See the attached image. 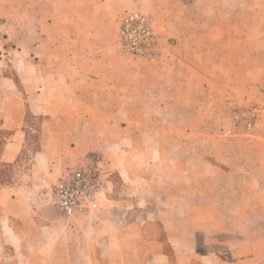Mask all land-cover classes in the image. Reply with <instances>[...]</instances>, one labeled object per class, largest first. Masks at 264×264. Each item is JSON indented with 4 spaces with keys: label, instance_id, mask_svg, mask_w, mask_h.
<instances>
[{
    "label": "crops",
    "instance_id": "crops-1",
    "mask_svg": "<svg viewBox=\"0 0 264 264\" xmlns=\"http://www.w3.org/2000/svg\"><path fill=\"white\" fill-rule=\"evenodd\" d=\"M129 1L0 0V264H264V0H139L153 61L119 49ZM66 166L100 180L71 225L36 211Z\"/></svg>",
    "mask_w": 264,
    "mask_h": 264
},
{
    "label": "built area",
    "instance_id": "built-area-1",
    "mask_svg": "<svg viewBox=\"0 0 264 264\" xmlns=\"http://www.w3.org/2000/svg\"><path fill=\"white\" fill-rule=\"evenodd\" d=\"M119 47L123 54L134 59L153 61L162 50V39L150 17L139 11L126 12L118 26ZM260 113L254 105H233L227 111L228 137L250 133ZM99 177L83 169H68L55 181L50 193V206L65 217L86 215L92 209L98 193Z\"/></svg>",
    "mask_w": 264,
    "mask_h": 264
},
{
    "label": "rangeland",
    "instance_id": "rangeland-1",
    "mask_svg": "<svg viewBox=\"0 0 264 264\" xmlns=\"http://www.w3.org/2000/svg\"><path fill=\"white\" fill-rule=\"evenodd\" d=\"M143 2H145V0L143 1ZM126 4V6H124V7H126L127 8V10L128 11H139V12H142L143 13V11H141L140 9H139V0H130L129 1V5H127V3H125ZM127 10H125V11H127ZM123 14V13H122ZM121 14V15H122ZM145 14V13H144ZM121 15H119L120 17H121ZM118 16V17H119ZM117 22H119V18H116V23ZM120 49V48H119ZM34 121V124L37 126L38 124H40V122H39V120H33ZM223 125H224V123H223ZM37 142V141H36ZM39 143H37V145H38ZM28 146H30V144L28 145ZM35 146V147H34ZM31 148H36V145H33V147H29V149H26L25 150V152H24V155H23V159H22V162H20V168H17V170H15V169H7V172H6V175L5 176H3V177H7V178H3L4 180L3 181H5V180H10V178L11 177H14L15 175H18L19 174V172H24L23 170L25 169H27L28 168V160H27V157L26 156H29V154L30 153H27V152H30V150H31ZM30 160V159H29ZM77 161H78V159H77ZM67 169H75V166H66V167H64V168H61L57 173V176H55L56 178H52V177H49L47 180H48V186H46L45 188H44V190L46 191L45 193V195H47L48 194V196L50 195V193H51V190H52V188H53V185H54V183H55V181L57 180V178L59 177V175L62 173V172H64L65 170ZM1 178V177H0ZM48 196L46 197V199L48 200ZM51 199V197L49 198V200ZM49 203V202H48ZM36 211L39 213V215H42V213H47V212H50V213H55V214H57V215H59L61 218H63L62 219V221L63 222H65L66 224H68V225H71L72 224V220L74 219V218H76V216H74V217H65L64 215H62V214H60V212L59 211H57V210H55L54 208H52L51 206H50V203L48 204V205H46V204H39V206L36 208Z\"/></svg>",
    "mask_w": 264,
    "mask_h": 264
}]
</instances>
